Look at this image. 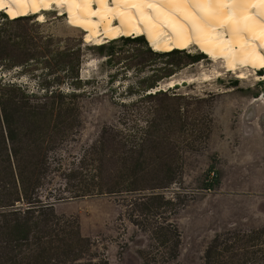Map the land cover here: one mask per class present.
Instances as JSON below:
<instances>
[{
  "label": "rangeland",
  "instance_id": "1",
  "mask_svg": "<svg viewBox=\"0 0 264 264\" xmlns=\"http://www.w3.org/2000/svg\"><path fill=\"white\" fill-rule=\"evenodd\" d=\"M80 31L0 13V264H264L263 72Z\"/></svg>",
  "mask_w": 264,
  "mask_h": 264
},
{
  "label": "bare ground",
  "instance_id": "2",
  "mask_svg": "<svg viewBox=\"0 0 264 264\" xmlns=\"http://www.w3.org/2000/svg\"><path fill=\"white\" fill-rule=\"evenodd\" d=\"M0 13L15 21L36 17L41 24L51 13L70 16L95 47L145 38L154 53L196 50L240 82L248 70L263 72L254 75L255 82L264 78V3L259 0H3ZM201 77L203 83L211 81ZM179 84L170 80L165 88ZM258 101L264 102V96Z\"/></svg>",
  "mask_w": 264,
  "mask_h": 264
},
{
  "label": "snow or ice",
  "instance_id": "3",
  "mask_svg": "<svg viewBox=\"0 0 264 264\" xmlns=\"http://www.w3.org/2000/svg\"><path fill=\"white\" fill-rule=\"evenodd\" d=\"M199 2V0H197ZM218 2H225V0H218ZM227 2H235V0H227ZM259 2L264 3V0H259ZM0 3H3V0H0Z\"/></svg>",
  "mask_w": 264,
  "mask_h": 264
},
{
  "label": "trees",
  "instance_id": "4",
  "mask_svg": "<svg viewBox=\"0 0 264 264\" xmlns=\"http://www.w3.org/2000/svg\"><path fill=\"white\" fill-rule=\"evenodd\" d=\"M4 16H6V15H4ZM123 40H129V39H123ZM134 40H143V41H144V43L146 44V42H145V39H144V38L132 39V41H134ZM177 52H179V51H177ZM177 52L175 51V52H173V53H177Z\"/></svg>",
  "mask_w": 264,
  "mask_h": 264
},
{
  "label": "flooded vegetation",
  "instance_id": "5",
  "mask_svg": "<svg viewBox=\"0 0 264 264\" xmlns=\"http://www.w3.org/2000/svg\"><path fill=\"white\" fill-rule=\"evenodd\" d=\"M263 95H264V93H263Z\"/></svg>",
  "mask_w": 264,
  "mask_h": 264
}]
</instances>
